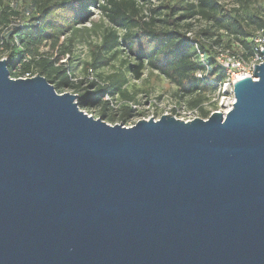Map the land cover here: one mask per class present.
Masks as SVG:
<instances>
[{"label": "water", "instance_id": "obj_1", "mask_svg": "<svg viewBox=\"0 0 264 264\" xmlns=\"http://www.w3.org/2000/svg\"><path fill=\"white\" fill-rule=\"evenodd\" d=\"M234 98L110 125L0 60V264H264V62Z\"/></svg>", "mask_w": 264, "mask_h": 264}, {"label": "trees", "instance_id": "obj_2", "mask_svg": "<svg viewBox=\"0 0 264 264\" xmlns=\"http://www.w3.org/2000/svg\"><path fill=\"white\" fill-rule=\"evenodd\" d=\"M104 1L102 5L99 0H24V8L34 11L32 18L23 21L20 27H13L5 36V43L0 39V47L10 51V76L20 79L37 72L59 93L73 89L78 93L79 108H99L102 120L106 119L111 100L119 95L126 104L122 107L123 119L132 118L135 110L129 103L135 100V95L125 90L129 82L126 75L114 73L106 80L100 77L101 83L91 82L84 90V82L74 83L70 70L58 65V59L39 53V48L46 44L57 49L61 39L78 32V28L92 17V8L97 7L112 27L105 31L86 71L108 67L121 53H127L134 59L128 71L136 80L142 78L146 67L157 72L178 87L181 98L192 96L191 102L186 103L191 108L199 107L201 117L207 118L210 112L203 105L217 90L210 81L221 82L226 78L223 68H216L214 48L223 46L249 59L254 54L251 38L264 29V13L253 11L247 1L229 8L218 0H162L163 5L154 8L152 14L157 15L160 10L165 12L158 18L152 16L148 22L144 20L141 4L152 0ZM193 19L206 21L209 26L188 36ZM3 32L0 31V35ZM67 40L73 42L72 38ZM67 54L68 49L60 52V56ZM200 54L206 56L210 66L205 80L196 77L197 71L205 70ZM17 63H21L19 67ZM212 108L216 109L217 103H213Z\"/></svg>", "mask_w": 264, "mask_h": 264}, {"label": "rangeland", "instance_id": "obj_3", "mask_svg": "<svg viewBox=\"0 0 264 264\" xmlns=\"http://www.w3.org/2000/svg\"><path fill=\"white\" fill-rule=\"evenodd\" d=\"M57 1V0H56ZM177 0H174V2ZM194 2L196 0H188ZM221 4L226 5L229 8L236 7L240 3H249L250 8L253 11L264 13V0H218ZM103 5L104 0H99ZM142 5V11L145 21H149L150 18L159 17L160 13H164V10H160L157 15L152 14L154 8L162 6V0H152L150 3H144ZM7 7L9 9H7ZM24 0H0V31H4L0 35V39L6 42L4 39L7 33H9L13 27H20L23 21H30L34 11L26 10L24 8ZM19 14L18 16L15 14ZM8 16L6 22L5 18ZM191 28L189 32L191 35L199 33L201 30L208 27V23L201 19L190 20ZM158 24V27H161ZM112 24L108 21L105 14L99 8H92V17L85 24L78 28V32L74 35L62 38L57 49H52L50 44L43 45L39 48V53L46 57H52L58 59V65H64L65 68L70 70L72 80L74 83L80 81L84 82L82 89H86L91 82H100V77L106 80L107 77L114 73H121L128 78V84L125 86V90L130 94L135 95V100L131 102V106L135 109L132 118L123 119L122 107L125 101L116 95L109 109L106 112V119L104 120L110 125L120 124L125 127L136 124L137 121L143 119H160L163 115H172L178 119L186 121L190 118H200L198 113L189 115L188 112L183 110L173 111L175 105L178 106L182 102H191L192 96L180 97L178 87L172 83L169 79L159 75L157 72L151 71L149 68H145L143 76L140 80H136L128 71V66L134 63V59L129 57L127 53H121L108 67L101 68L97 71L87 72V65H90L94 59V53H96V47L101 45L103 35L107 29H110ZM72 38L73 42H69L67 39ZM65 49L69 50V54L60 56V52ZM10 51L5 47H0V60H11L9 58ZM21 63H17L19 67ZM35 72L34 76H37ZM72 93L78 96V93L73 89H65L61 91L63 93ZM224 98H219L218 109L224 113L229 109L231 102L233 101L232 94L228 89L224 94ZM86 113L92 114L96 119L101 118L99 108H90L83 110ZM110 119H113L111 121Z\"/></svg>", "mask_w": 264, "mask_h": 264}, {"label": "built area", "instance_id": "obj_4", "mask_svg": "<svg viewBox=\"0 0 264 264\" xmlns=\"http://www.w3.org/2000/svg\"><path fill=\"white\" fill-rule=\"evenodd\" d=\"M188 36H193V35H191V33H189ZM251 41L253 42L254 54L249 59H245L242 53L234 54V53H232V51L230 49H227L223 46L214 48V50L216 52V63H217L216 68L218 66H221V68H223V70L225 72L226 78L224 81H221V82H215L212 80L210 81L211 84L217 90H216V93L209 96L210 97L209 101L203 105L210 112V114L207 118L201 117L199 107L191 108V107H189L188 103L182 102V101L179 104H177L178 106L175 105L173 111L175 110V112H177V110L180 109V110H183L185 112L187 111L189 115L194 114V113H198V115H200L199 116L200 118L207 120L212 113L222 111V110L218 109L219 108L218 107L219 98L224 96L223 94L229 89L231 94H232L233 101L231 102L229 109L223 113L224 115H226L232 109L233 104L235 102L234 85L238 81H241V80L246 79L248 77H253L255 67L264 62V56L262 54V52L264 51V29L257 31L254 34V36L251 38ZM199 58H200L201 64L205 66V70L197 71L196 77L199 79L205 80L208 78L210 66L208 65V61H207V58L205 55L200 54ZM32 77H35V76H32L31 74H27L22 79H27V78H32ZM222 98H224V97H222ZM106 99L109 100V98H106ZM213 103H217L216 109L212 108ZM129 106L133 109V107L131 106V103H129ZM133 110H135V109H133ZM86 114L93 117L92 114H89V113H86ZM175 118L178 119L176 116H175ZM194 119H196V117L190 118V119L186 120V122L192 121ZM155 120H158V119H155ZM134 125H135V123L132 125H129L127 127H133Z\"/></svg>", "mask_w": 264, "mask_h": 264}, {"label": "clouds", "instance_id": "obj_5", "mask_svg": "<svg viewBox=\"0 0 264 264\" xmlns=\"http://www.w3.org/2000/svg\"><path fill=\"white\" fill-rule=\"evenodd\" d=\"M257 80V79H256Z\"/></svg>", "mask_w": 264, "mask_h": 264}]
</instances>
